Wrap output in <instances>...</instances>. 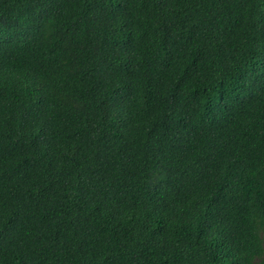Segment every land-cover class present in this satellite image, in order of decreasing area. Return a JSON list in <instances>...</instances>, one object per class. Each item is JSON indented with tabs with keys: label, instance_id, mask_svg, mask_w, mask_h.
<instances>
[{
	"label": "trees",
	"instance_id": "16d2710c",
	"mask_svg": "<svg viewBox=\"0 0 264 264\" xmlns=\"http://www.w3.org/2000/svg\"><path fill=\"white\" fill-rule=\"evenodd\" d=\"M0 264H264V0H0Z\"/></svg>",
	"mask_w": 264,
	"mask_h": 264
}]
</instances>
